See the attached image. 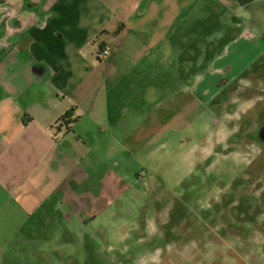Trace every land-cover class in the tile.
<instances>
[{"label": "rangeland", "instance_id": "374dc122", "mask_svg": "<svg viewBox=\"0 0 264 264\" xmlns=\"http://www.w3.org/2000/svg\"><path fill=\"white\" fill-rule=\"evenodd\" d=\"M222 3L197 0L156 59L148 54L136 62L131 37L98 53L102 62L92 85L100 83L97 95L86 112L74 109L68 128L63 124L56 130L61 153L71 159L60 175L96 172L107 165L122 178L124 194L114 197L106 210L104 198L90 224L78 213L66 219L65 206L57 194L50 195L14 239L4 264H89L92 259L100 264H244L223 244L224 253L213 251L209 241L219 227L203 217L219 208H209L207 200L240 173L241 161L216 155L207 167L197 150L221 112V106L205 101L203 89H214L224 77L238 81L264 65V32L259 28L264 18L248 22ZM188 39H197L195 46ZM210 41L214 57L203 53L198 59L202 64L193 65L184 55H193L196 46L206 51ZM205 68L209 70L193 84L191 78ZM51 89L50 83L32 86L22 102L29 107L37 99L44 101ZM251 95L246 121L254 123L264 112V94ZM185 221L189 230L180 236L184 243L206 240L203 250L195 247V256L174 246ZM145 228L148 235L138 241Z\"/></svg>", "mask_w": 264, "mask_h": 264}, {"label": "crops", "instance_id": "0c3cea01", "mask_svg": "<svg viewBox=\"0 0 264 264\" xmlns=\"http://www.w3.org/2000/svg\"><path fill=\"white\" fill-rule=\"evenodd\" d=\"M29 1L36 6L0 0V264L32 215L76 176L60 175L71 159L56 130L97 95L98 53L131 37L136 62L156 59L197 0ZM221 1L248 22L264 18V0ZM45 83L48 97L27 107L22 97ZM67 112L69 121H60Z\"/></svg>", "mask_w": 264, "mask_h": 264}, {"label": "flooded vegetation", "instance_id": "af4514ba", "mask_svg": "<svg viewBox=\"0 0 264 264\" xmlns=\"http://www.w3.org/2000/svg\"><path fill=\"white\" fill-rule=\"evenodd\" d=\"M26 3L31 7L36 6L29 0H26ZM190 42L195 46L197 39ZM213 45L210 41L206 51L196 46L194 57L188 51H185L184 55L190 58L193 65L196 63L198 66L202 64L198 59L203 53L206 57L207 55L214 57L211 50ZM208 70L205 68L196 73L195 77L191 78V82L197 83L196 81L201 80ZM251 74L238 81L226 77L220 78L215 83L214 89L210 87L203 89L202 96L206 98L205 101L208 104L215 103L221 106V112L214 117L212 131L197 150V156L207 164V167L212 164L216 155L235 156L241 161L237 165L240 173H237L228 186L214 190L215 196L207 200L209 208L219 207L211 213L205 211L203 214L205 223L215 222L219 227L213 232V237L209 241L214 245L213 251L224 253L225 250L221 249L223 244L228 254L244 264H255V262L264 264V112L254 123L246 121L253 102L251 92L260 93V96L264 94V65ZM122 125H125V122L120 120V126ZM122 182L117 170L107 165H103L96 172L76 174L69 180V189L67 191L60 189L57 193L59 201L66 209L65 218L71 219L75 213H78L83 216L86 224H90L97 217L98 204L104 198H107L103 208L106 210L114 201V197L124 194ZM209 191L204 189L207 194L210 193ZM186 222L182 223L180 234H176L179 241L173 243L177 250L183 252L186 249L191 252L190 256H195L199 253L195 247L199 246L203 250L206 240H193L191 245L184 243L181 237L183 238L189 230ZM208 226L206 224V227ZM223 228L225 231L220 235ZM150 230L155 232V226L151 225ZM139 234L138 241L144 240L148 235L147 229ZM169 242L172 243V240ZM152 260H155L154 256ZM89 264H100V261L92 259Z\"/></svg>", "mask_w": 264, "mask_h": 264}, {"label": "trees", "instance_id": "16d2710c", "mask_svg": "<svg viewBox=\"0 0 264 264\" xmlns=\"http://www.w3.org/2000/svg\"><path fill=\"white\" fill-rule=\"evenodd\" d=\"M71 116V112H67L60 121H63L65 123H67L69 121V117Z\"/></svg>", "mask_w": 264, "mask_h": 264}, {"label": "built area", "instance_id": "2783aa9c", "mask_svg": "<svg viewBox=\"0 0 264 264\" xmlns=\"http://www.w3.org/2000/svg\"><path fill=\"white\" fill-rule=\"evenodd\" d=\"M103 53L105 54V53H106V51H103Z\"/></svg>", "mask_w": 264, "mask_h": 264}]
</instances>
